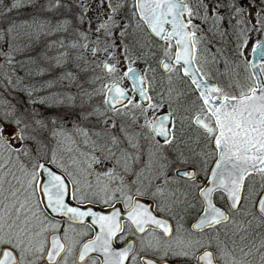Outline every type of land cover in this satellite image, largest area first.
I'll list each match as a JSON object with an SVG mask.
<instances>
[{
    "label": "snow or ice",
    "instance_id": "obj_1",
    "mask_svg": "<svg viewBox=\"0 0 264 264\" xmlns=\"http://www.w3.org/2000/svg\"><path fill=\"white\" fill-rule=\"evenodd\" d=\"M5 65L0 264H264V0H0Z\"/></svg>",
    "mask_w": 264,
    "mask_h": 264
},
{
    "label": "flooded vegetation",
    "instance_id": "obj_2",
    "mask_svg": "<svg viewBox=\"0 0 264 264\" xmlns=\"http://www.w3.org/2000/svg\"><path fill=\"white\" fill-rule=\"evenodd\" d=\"M27 10V14H31V12H32V9L31 8H28V9H26ZM30 12V13H29ZM14 19H16L17 21H19V22H21V21H24V20H30V18L28 19V18H22V17H16V18H14ZM50 55L51 54H53L52 52H50L49 53ZM33 55H35V53H33ZM21 56H18L17 57V59H19ZM20 60V59H19ZM41 64H42V66H44V67H47L48 65L47 64H43V62H41ZM28 68L29 69H35L36 68V65H28ZM8 73L12 76V79H13V82L15 83V81H16V77L17 76H19V77H25V79H24V81H23V85L24 84H29V85H31V84H37V82L39 81V82H42L43 80H46V79H51L52 78V76H50V75H45L44 77H37V76H32V77H28L27 75H26V73H27V69H25V68H19V67H16V66H13V68L12 69H8ZM126 84H127V81L125 82ZM85 87H87V84H85ZM65 90H68V89H65ZM74 90V89H73ZM40 95V93H35L34 95H33V97L32 98H34V99H36L37 100V98H36V96H39ZM35 104H37V103H35ZM34 104V105H35ZM38 106H39V109L41 110V111H46L43 107H41L40 106V104L38 103ZM26 109L27 108H25L24 109V111H26ZM58 114L59 115H64L65 114V111H64V109H61L59 112H58ZM190 223H191V221H189L188 222V224H186L185 226H189L190 225Z\"/></svg>",
    "mask_w": 264,
    "mask_h": 264
},
{
    "label": "trees",
    "instance_id": "obj_3",
    "mask_svg": "<svg viewBox=\"0 0 264 264\" xmlns=\"http://www.w3.org/2000/svg\"><path fill=\"white\" fill-rule=\"evenodd\" d=\"M26 14H27V10H22L19 13L14 12L13 15L16 17H23ZM8 69H9V67L7 65H5L4 68H0V73H7L8 75H10L8 73ZM0 93H2V95H0V103H9L10 102L9 97L12 96V98H14L12 100L15 101L14 103L16 106L19 104L22 105L24 103V106L22 105L24 107L23 110L25 108H27L28 104L25 102L27 94L23 90V84H21L20 86H18L15 89H12V88L0 89Z\"/></svg>",
    "mask_w": 264,
    "mask_h": 264
},
{
    "label": "rangeland",
    "instance_id": "obj_4",
    "mask_svg": "<svg viewBox=\"0 0 264 264\" xmlns=\"http://www.w3.org/2000/svg\"><path fill=\"white\" fill-rule=\"evenodd\" d=\"M30 13V12H29ZM14 14V12L12 13V14H10L11 16H12V18H16V16H14L13 15ZM22 18H30L31 19V15H29V14H26L25 16H23ZM19 22V21H18ZM20 60H23L24 59V57L23 56H21L20 58H19ZM18 59V60H19ZM27 94V93H26ZM43 95H46V93H44V92H40V95L39 96H36V98H37V104H33L32 103V100L34 99V98H30L29 96H28V94H27V97H26V100H25V102L28 104L27 105V108L28 109H26V110H30L31 108H33V107H35V108H39V106H38V98L40 97V96H43ZM12 99H14V98H12V96L11 97H9V100H10V103L11 104H13V105H15V101H13ZM23 106H24V103L22 104ZM21 104H19V105H17V107H19L20 108V110H22V111H24L23 110V106H22Z\"/></svg>",
    "mask_w": 264,
    "mask_h": 264
}]
</instances>
